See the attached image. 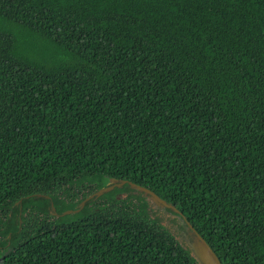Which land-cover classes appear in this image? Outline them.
I'll list each match as a JSON object with an SVG mask.
<instances>
[{
    "label": "trees",
    "instance_id": "1",
    "mask_svg": "<svg viewBox=\"0 0 264 264\" xmlns=\"http://www.w3.org/2000/svg\"><path fill=\"white\" fill-rule=\"evenodd\" d=\"M110 179L264 264V0H0V264H197Z\"/></svg>",
    "mask_w": 264,
    "mask_h": 264
},
{
    "label": "water",
    "instance_id": "2",
    "mask_svg": "<svg viewBox=\"0 0 264 264\" xmlns=\"http://www.w3.org/2000/svg\"><path fill=\"white\" fill-rule=\"evenodd\" d=\"M124 185H128L134 193L141 194L150 206L151 210H157L159 212L165 211L168 213L170 219L177 220L178 225L183 227V230H181L180 232L171 230L170 232L175 237L176 241L181 245V247L189 252L190 257L193 258L197 264H221L219 258L206 243V241L194 230L191 224L173 205L161 199L154 192L128 181L110 179L105 187L99 189L94 194L84 199L77 206V209L65 211L64 213H62V215L76 213L84 206L85 202L91 199L98 198L103 194L112 191L114 188H122V186ZM122 196L125 197L124 194ZM44 198L48 199L47 196H45ZM51 211L54 216H58L52 204ZM161 225L168 229V227L162 222Z\"/></svg>",
    "mask_w": 264,
    "mask_h": 264
},
{
    "label": "rangeland",
    "instance_id": "3",
    "mask_svg": "<svg viewBox=\"0 0 264 264\" xmlns=\"http://www.w3.org/2000/svg\"><path fill=\"white\" fill-rule=\"evenodd\" d=\"M153 214L155 215V217L159 218L160 221L163 224H165L170 231L173 230L172 226H170L169 222L167 221L168 220V213L167 212H165V211L159 212L157 210H152V213H151L152 217H154Z\"/></svg>",
    "mask_w": 264,
    "mask_h": 264
},
{
    "label": "flooded vegetation",
    "instance_id": "4",
    "mask_svg": "<svg viewBox=\"0 0 264 264\" xmlns=\"http://www.w3.org/2000/svg\"><path fill=\"white\" fill-rule=\"evenodd\" d=\"M169 225L172 226L173 230H175L176 232H180L181 230H183V227L178 225V222L176 219H170V217L168 216V220Z\"/></svg>",
    "mask_w": 264,
    "mask_h": 264
}]
</instances>
